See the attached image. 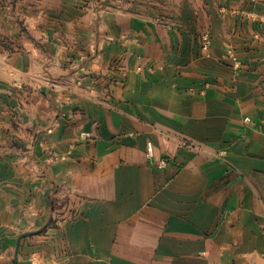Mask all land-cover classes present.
<instances>
[{
  "label": "crops",
  "instance_id": "crops-1",
  "mask_svg": "<svg viewBox=\"0 0 264 264\" xmlns=\"http://www.w3.org/2000/svg\"><path fill=\"white\" fill-rule=\"evenodd\" d=\"M0 264H264V0H0Z\"/></svg>",
  "mask_w": 264,
  "mask_h": 264
},
{
  "label": "built area",
  "instance_id": "built-area-1",
  "mask_svg": "<svg viewBox=\"0 0 264 264\" xmlns=\"http://www.w3.org/2000/svg\"><path fill=\"white\" fill-rule=\"evenodd\" d=\"M203 49L208 52L211 46V37L209 36V34L204 35L203 37ZM250 119H247V121H249Z\"/></svg>",
  "mask_w": 264,
  "mask_h": 264
}]
</instances>
